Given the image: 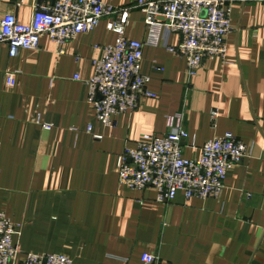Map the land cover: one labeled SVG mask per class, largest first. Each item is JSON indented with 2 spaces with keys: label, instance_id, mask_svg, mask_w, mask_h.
<instances>
[{
  "label": "crops",
  "instance_id": "1",
  "mask_svg": "<svg viewBox=\"0 0 264 264\" xmlns=\"http://www.w3.org/2000/svg\"><path fill=\"white\" fill-rule=\"evenodd\" d=\"M19 1L0 0V20L12 11L30 23L35 0ZM103 1L126 7L136 0ZM108 21L64 44V53L46 35L38 49L0 52V210L17 226L16 243L23 253H64L74 264H143L145 252L156 264H264V0L233 1L225 58L207 59L195 76L165 47L145 46L141 70L157 97L117 115L113 127L96 119L86 82L103 55L95 46L117 40ZM127 36L146 39L141 11H133ZM169 42L178 45L180 36ZM175 113L189 133L186 157L226 132L250 146L220 198L179 193L160 202L154 187L120 184L118 156L145 134L164 135Z\"/></svg>",
  "mask_w": 264,
  "mask_h": 264
},
{
  "label": "built area",
  "instance_id": "2",
  "mask_svg": "<svg viewBox=\"0 0 264 264\" xmlns=\"http://www.w3.org/2000/svg\"><path fill=\"white\" fill-rule=\"evenodd\" d=\"M233 1L136 0L119 7L103 0H35L30 23L20 22L12 11L0 20V52L5 45L12 57L24 49H38L46 35L60 46L59 53H64V44L81 33L93 32L108 18L107 28L117 34V40L95 46L103 55L93 59V74L86 82L96 119L105 127H113L117 115L137 109L144 98L157 97L149 89L151 78L141 70L145 46L165 47L183 58L190 76H195L207 59L225 58L227 36L233 29ZM135 10L145 15L144 41L127 36ZM172 34L180 36L176 46L169 42ZM16 75V71L7 73L9 86L15 85ZM218 117L219 111L212 110L213 124ZM38 120L44 129H52V124ZM166 126L164 135L145 134L125 147L117 162L120 184L133 190L154 187L160 202H169L179 193L187 199L220 198L229 171L250 156L249 145L226 132L205 142L200 155L190 158L184 155V141L189 138L184 115H168ZM87 130L91 132L92 126ZM1 148L0 142V155ZM17 234L15 223L0 210V264H74L64 253H23L15 241ZM157 260L151 252L142 255L143 264H156Z\"/></svg>",
  "mask_w": 264,
  "mask_h": 264
},
{
  "label": "rangeland",
  "instance_id": "3",
  "mask_svg": "<svg viewBox=\"0 0 264 264\" xmlns=\"http://www.w3.org/2000/svg\"><path fill=\"white\" fill-rule=\"evenodd\" d=\"M250 147V146H249ZM250 153H251V149H250Z\"/></svg>",
  "mask_w": 264,
  "mask_h": 264
}]
</instances>
